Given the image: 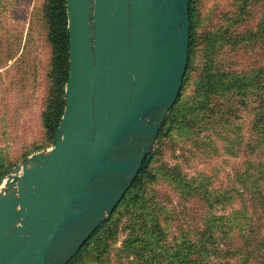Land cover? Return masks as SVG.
Segmentation results:
<instances>
[{
  "label": "water",
  "instance_id": "95a60500",
  "mask_svg": "<svg viewBox=\"0 0 264 264\" xmlns=\"http://www.w3.org/2000/svg\"><path fill=\"white\" fill-rule=\"evenodd\" d=\"M53 144L0 175V264H66L138 174L180 92L189 0H66Z\"/></svg>",
  "mask_w": 264,
  "mask_h": 264
},
{
  "label": "trees",
  "instance_id": "16d2710c",
  "mask_svg": "<svg viewBox=\"0 0 264 264\" xmlns=\"http://www.w3.org/2000/svg\"><path fill=\"white\" fill-rule=\"evenodd\" d=\"M189 15L188 60L180 92L123 197L66 264H108L112 250H117L116 264H226L212 260L222 255L237 258L234 264H264L260 233L245 231L241 243L227 249L219 247L207 224L203 229L180 228L168 239L166 225L173 212L160 201V185L169 186L180 201L200 203L206 210L232 197L230 191L221 194L209 189L205 175L189 176L180 163L169 164L164 156L170 145L190 141L205 154L222 148L230 155L242 151L264 156V0H231L212 17L203 13L202 0H189ZM40 18L49 55L39 114L41 137L23 150L21 160L53 144L66 103V0H43ZM248 103L253 119L246 134L241 126L229 127L228 119L222 117L236 115ZM217 137L223 143L220 147L214 143ZM11 164L1 158L0 175ZM251 164L252 171L243 176L251 180L249 186L255 187L251 197L264 210V161ZM122 230L126 234L114 248Z\"/></svg>",
  "mask_w": 264,
  "mask_h": 264
},
{
  "label": "rangeland",
  "instance_id": "374dc122",
  "mask_svg": "<svg viewBox=\"0 0 264 264\" xmlns=\"http://www.w3.org/2000/svg\"><path fill=\"white\" fill-rule=\"evenodd\" d=\"M229 1L202 0V11L212 17ZM42 2L0 0V159L13 163V167L21 165L23 150L41 137L39 114L47 87L45 69L49 57L40 18ZM224 118L228 119L229 127L241 126L247 134L253 119L251 104L236 115L223 116L222 120ZM214 143L219 147L223 144L218 137ZM172 145L164 156L169 164L180 163L189 176L205 175L209 189L221 194L230 191L232 197L206 210L200 203L180 201L169 186L160 185V201L173 212L166 225L169 240L180 232V228L203 229L206 224L212 227L222 249L240 244L245 231L264 235V210L251 197V190L255 189L249 186L251 180L243 176L247 170L252 171V161H264V156L259 158L242 151L230 155L223 153L222 148L219 153L208 149L210 152L205 154L194 149L190 141ZM45 148L36 149L29 155ZM125 234L126 230L119 232L114 248L120 246ZM116 251L112 250L108 264L117 263ZM223 257L212 260L226 264L237 261V258Z\"/></svg>",
  "mask_w": 264,
  "mask_h": 264
}]
</instances>
